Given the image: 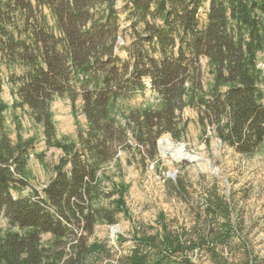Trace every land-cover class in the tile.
<instances>
[{
    "label": "trees",
    "instance_id": "1",
    "mask_svg": "<svg viewBox=\"0 0 264 264\" xmlns=\"http://www.w3.org/2000/svg\"><path fill=\"white\" fill-rule=\"evenodd\" d=\"M123 8L129 26L120 30L114 0H0V89L9 84L15 107L27 108L47 146L63 154L41 192L22 196L35 142L11 141L0 104V216L9 227L0 232V264H198L199 256L261 264L233 195L226 198L215 181L186 230L160 224L154 235L137 231L122 254L94 235L128 214V188L103 186V167L121 149L134 146L143 163L156 158L163 135L180 141L185 108L196 112L206 143L210 135L243 157L264 143V0H128ZM125 32L131 39L120 45ZM202 59L211 77L206 88ZM148 89L157 107L116 110ZM61 96L82 102L87 128L76 142L56 138L50 106ZM163 180L188 202L183 177ZM237 248L242 257L234 262Z\"/></svg>",
    "mask_w": 264,
    "mask_h": 264
},
{
    "label": "rangeland",
    "instance_id": "2",
    "mask_svg": "<svg viewBox=\"0 0 264 264\" xmlns=\"http://www.w3.org/2000/svg\"><path fill=\"white\" fill-rule=\"evenodd\" d=\"M128 0H114V6L120 12V30L129 26L125 20L124 5ZM49 24L53 20L48 17ZM119 43L130 41V32L119 33ZM118 41V40H117ZM119 42V41H118ZM122 57L125 56L121 52ZM202 83L210 82L211 77L206 66V60H201ZM259 67L264 71V55H259ZM264 73V72H263ZM6 76V69L2 68L1 77ZM264 76V74H263ZM6 79V77H5ZM264 90V79L261 82ZM14 95L7 83L2 84L0 89V104L5 105V120L11 141L17 139L34 140V152L30 155V168L32 179L29 187L24 188L23 195L30 192V188L41 192L44 185L52 180L55 175L53 168L63 156L59 148L48 147L42 136L40 124H35L31 113L25 107H15ZM264 101V99H263ZM156 95L150 90L137 94L129 100L118 102L119 112H127L134 109H150L157 107ZM80 98L71 99L67 96L56 97L51 104L53 122L55 123L56 138L73 142L77 140L79 132L87 128L86 118L82 112ZM120 118V116H117ZM181 118L187 121L183 137L180 141L175 140L169 134L163 135L159 140L168 137L171 146L177 147L184 144L186 150L200 154L203 159L211 163L218 173L219 178L211 174V169L203 161L190 163L186 161L173 162L170 154L149 160L146 158L142 163L136 154L135 147L120 150L116 159L103 167V186L109 189L114 185L127 187L124 194V202L128 209L127 217L119 216L118 224L112 226H98L94 230L96 238L108 241L118 254L126 253L133 245L132 237L137 231L154 235L165 224L172 229L180 227L189 228L196 219L197 209L200 204L198 198L206 191L213 188V181L218 183L220 191L225 194V184L229 187V196L233 195L236 204V217L243 222L244 232L254 249V255L259 262L264 264V143L252 156L243 157L233 149L220 144V141L209 135L202 137L200 127L197 124L196 112L190 108L182 111ZM208 135V134H207ZM132 144V142H131ZM102 172V173H103ZM168 173H174V180L181 176L185 179L188 192V202L181 196L170 194L164 184L163 178ZM18 197V193H13ZM228 196V198H229ZM116 198V196H113ZM8 224L0 216V232L8 230ZM113 229L115 232L113 233ZM125 241L117 243L119 237ZM42 242L50 240L48 234L42 235ZM90 240H93L91 237ZM232 260L239 262L242 252L239 248L231 252ZM198 264H211L206 257L195 258Z\"/></svg>",
    "mask_w": 264,
    "mask_h": 264
},
{
    "label": "water",
    "instance_id": "3",
    "mask_svg": "<svg viewBox=\"0 0 264 264\" xmlns=\"http://www.w3.org/2000/svg\"><path fill=\"white\" fill-rule=\"evenodd\" d=\"M119 43H122V41H120V39H118ZM167 141L169 140L168 137H164L161 140H158L156 143V149L157 152H159V155L164 157L167 156V154L171 155V150L173 149H177L179 151V153H181L180 155H178L177 157H174L171 155V157L173 158V162L177 163L180 161H186V162H190V163H199L200 161H203L208 167H210L211 169V174L214 175L215 177L219 178L218 173L216 172V170L214 169V167H212L211 163H209L207 160L203 159V157L200 154H195L191 151H188L185 149L184 144H179L177 147L173 148L172 146L168 147L167 150H164L162 148V144L163 141ZM174 173H168L167 177H169L170 179L174 180ZM223 183L225 184V197L228 198L229 196V187L227 182L223 181ZM115 232V230L113 229V233Z\"/></svg>",
    "mask_w": 264,
    "mask_h": 264
},
{
    "label": "bare ground",
    "instance_id": "4",
    "mask_svg": "<svg viewBox=\"0 0 264 264\" xmlns=\"http://www.w3.org/2000/svg\"><path fill=\"white\" fill-rule=\"evenodd\" d=\"M171 146V143H170V141L169 140H167V141H163V144H162V148L164 149V150H167V148L168 147H170ZM171 154H172V156H174V157H177L178 155H180L181 153H179V151L177 150V149H173V150H171Z\"/></svg>",
    "mask_w": 264,
    "mask_h": 264
}]
</instances>
